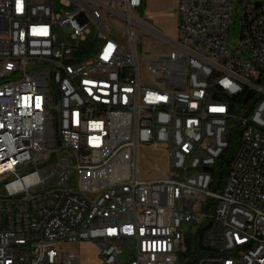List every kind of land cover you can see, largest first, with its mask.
I'll use <instances>...</instances> for the list:
<instances>
[{
    "label": "built area",
    "instance_id": "obj_1",
    "mask_svg": "<svg viewBox=\"0 0 264 264\" xmlns=\"http://www.w3.org/2000/svg\"><path fill=\"white\" fill-rule=\"evenodd\" d=\"M241 3L231 52L234 0H177L175 39L142 0H0V264H80L56 248L76 241L100 264H264V2ZM141 144L173 174L139 179Z\"/></svg>",
    "mask_w": 264,
    "mask_h": 264
},
{
    "label": "rangeland",
    "instance_id": "obj_2",
    "mask_svg": "<svg viewBox=\"0 0 264 264\" xmlns=\"http://www.w3.org/2000/svg\"><path fill=\"white\" fill-rule=\"evenodd\" d=\"M251 1L264 2V0ZM176 7L177 0H142V5L138 8L137 15L142 22L146 23L154 31L165 37L175 39L177 25ZM242 14V3H237V0H234L227 41L228 49L231 52L238 47ZM142 31L145 32L144 30ZM136 37V42L141 51L160 53L167 48L164 45L165 43L156 36L140 33ZM245 109L246 106H243L239 114L241 115ZM136 161L139 179H163L173 174L168 151L164 145L141 144L137 148ZM211 203V198H208L206 204L209 206ZM204 225H206V219L202 223L197 224L183 222L182 229L184 232L194 233ZM127 245H132V242H127ZM56 248L61 252L74 254L78 257L80 264H100L97 248L90 242H63L57 244ZM126 254L127 258L132 257L133 250L131 248L126 249Z\"/></svg>",
    "mask_w": 264,
    "mask_h": 264
},
{
    "label": "trees",
    "instance_id": "obj_3",
    "mask_svg": "<svg viewBox=\"0 0 264 264\" xmlns=\"http://www.w3.org/2000/svg\"><path fill=\"white\" fill-rule=\"evenodd\" d=\"M236 139L228 138V145L223 150L222 154L219 156L216 162V172L214 173V180L217 184V188L220 187L223 182L229 165L231 163L232 155L235 149ZM205 229V225L200 227L197 232L193 236L192 246L187 250L186 253L183 254L185 257H191L192 254H199L203 251L202 246L200 245V237L202 235L203 230ZM192 249V251H191Z\"/></svg>",
    "mask_w": 264,
    "mask_h": 264
},
{
    "label": "water",
    "instance_id": "obj_4",
    "mask_svg": "<svg viewBox=\"0 0 264 264\" xmlns=\"http://www.w3.org/2000/svg\"><path fill=\"white\" fill-rule=\"evenodd\" d=\"M241 2H242V0H237V3H241ZM251 96H252V91H250L246 94V96L243 99V102L246 103L251 98Z\"/></svg>",
    "mask_w": 264,
    "mask_h": 264
},
{
    "label": "snow or ice",
    "instance_id": "obj_5",
    "mask_svg": "<svg viewBox=\"0 0 264 264\" xmlns=\"http://www.w3.org/2000/svg\"><path fill=\"white\" fill-rule=\"evenodd\" d=\"M219 111H223V109H218Z\"/></svg>",
    "mask_w": 264,
    "mask_h": 264
},
{
    "label": "crops",
    "instance_id": "obj_6",
    "mask_svg": "<svg viewBox=\"0 0 264 264\" xmlns=\"http://www.w3.org/2000/svg\"><path fill=\"white\" fill-rule=\"evenodd\" d=\"M143 180H148V179H143Z\"/></svg>",
    "mask_w": 264,
    "mask_h": 264
}]
</instances>
